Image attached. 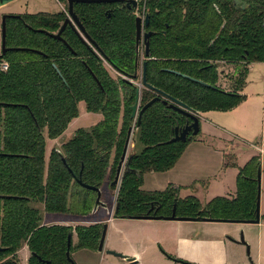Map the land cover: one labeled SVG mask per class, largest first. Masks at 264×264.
I'll return each instance as SVG.
<instances>
[{
    "label": "trees",
    "instance_id": "trees-1",
    "mask_svg": "<svg viewBox=\"0 0 264 264\" xmlns=\"http://www.w3.org/2000/svg\"><path fill=\"white\" fill-rule=\"evenodd\" d=\"M67 9L6 21L10 51L0 58V264H21L18 253L24 245L31 254L28 264H71L67 244L74 231L77 249L98 250L102 223L73 230L44 224V215L97 214L92 213L96 192L78 180L101 190L110 181L114 192L112 178L131 128L135 152L119 187L115 218L170 217L175 208L180 218L255 220L257 156L240 170L233 196L214 198L204 206L194 197L180 199L174 187L146 192L142 186L146 173L171 170L193 139L190 135L186 142L169 143L176 128L192 120L171 108L172 102L158 90L199 114L227 112L245 101L240 92L249 66L264 63V0H140L139 12L148 17L144 33H152L149 56L144 46L137 51L135 10L120 3H76L74 12L87 36L67 27L62 40L56 39L50 34L59 32ZM4 61L7 71L1 70ZM145 62L153 89H141L139 108L161 100L143 113L137 128L132 108ZM220 63L236 70L230 91L219 85ZM80 103L102 120L77 130L60 148H52L47 159L48 140L67 131ZM156 204L162 205L161 212L148 213Z\"/></svg>",
    "mask_w": 264,
    "mask_h": 264
},
{
    "label": "rangeland",
    "instance_id": "rangeland-1",
    "mask_svg": "<svg viewBox=\"0 0 264 264\" xmlns=\"http://www.w3.org/2000/svg\"><path fill=\"white\" fill-rule=\"evenodd\" d=\"M66 6H68L67 3H62L60 0H14L8 3L5 7H0V53L2 52L1 25L5 15H35L42 12L56 14L62 12L64 10L63 7ZM138 16L142 17L141 12L138 13ZM254 66V70L253 68L250 69L249 66V71L245 76V86L240 92L241 94L245 95L244 89L247 88L249 96L248 98L246 97L247 102L245 105L242 104L246 101V99L233 110L227 112L211 111L208 113H203L201 116L200 124L202 125V130L197 136H193V139L188 143L187 148L196 142H199V144L205 146L209 145L211 148L207 147L206 149H209V152H203L201 157L198 158V165H196L198 171L194 170L188 172H194L196 175H184L186 179H184L183 183H187V186H178L176 183L178 181L176 180L178 179V176L175 172H171L170 170L159 173H146L143 176L142 190L146 192H165L169 188L174 187L177 188L180 199L194 197L204 206L214 198L230 197L234 195L237 190V179L240 170L243 169L254 156L260 158L259 189L261 219L259 224L210 222L214 225L215 229L221 230L219 232L220 235L216 234L214 231H211L210 235L207 234L206 236L201 234L198 230L188 229V231H191L190 238L193 240L192 244L198 242L196 245L194 244V256L201 260H205L208 263H214V261H217L220 258L221 253L228 252V248L222 244L223 240L230 239L235 242V239L238 238L237 241L240 243L242 235L244 236L247 245L240 243V246L245 247V255L247 256L248 260H250V262L254 261V251L257 250L258 246L260 253L264 254V154L259 151V147L264 145V116L260 108V97L264 93V69L263 65L261 64H255ZM219 69L221 72L219 85L223 89L230 91L232 85L235 82L236 70L227 63H220ZM258 95L260 96L258 97ZM245 107L253 111V116L250 115L249 117H246L244 113ZM101 119L102 116L100 114L89 113L85 104L80 103L79 115L70 123L67 131L58 140H50L47 143L46 158L49 157L52 148H60L63 143L71 139L78 129H88L96 125L99 121H101ZM209 122L213 125L209 124ZM206 126L207 128H210V131L214 132V134L211 133L210 135L205 133L204 128H206ZM214 136H219L220 139ZM133 137L134 136L131 137L128 156L135 152V140H133ZM215 144H217V146ZM187 148L185 151H188ZM114 157L115 152L113 151L106 182L114 165ZM229 163H235V165H229ZM115 177L116 176H114L112 179L114 180ZM109 183L110 181L106 183L102 189L103 200L108 205V211L100 210L95 215L78 214L60 216L46 214L44 215L43 223L46 225L63 224L71 226L73 230H75V228L78 226L88 227L96 223L109 224L113 218L116 220L130 221L127 222L128 226L125 223L120 225L123 227H128V232L135 237L136 235L137 237H139L138 235H143V237L151 236L153 239L150 241L154 242L158 239V237L162 236L161 231L160 233H155L153 227L149 229L147 228V224L142 222L154 221L160 222L159 224L162 225V222H165L164 220L113 217L118 191L122 181L119 182L117 189L114 192L110 190ZM39 207L42 208V206ZM191 222L194 221H185L184 223L193 224ZM232 229H235L236 232ZM250 229L253 230V237L256 243V247L253 248L251 247V244L248 241L249 238L246 234V230ZM159 230H162V228H159ZM77 245L78 238L76 232L74 231L72 240L73 249L70 254L75 264H110V262H116L118 264V262L121 261L119 257L117 258L113 255L107 254L105 251L99 252L98 250H80L76 248ZM106 247L107 246L105 243V250ZM107 250L112 249L107 248ZM153 250L155 253H153ZM113 251L120 253L116 250ZM151 253L156 254V256L160 254L165 255V252L159 245H155V247L152 248ZM166 256L168 257V255ZM25 259L26 252L22 251L20 253L19 260L22 262ZM180 261L182 263L185 262L183 260ZM154 263L158 264V262Z\"/></svg>",
    "mask_w": 264,
    "mask_h": 264
},
{
    "label": "crops",
    "instance_id": "crops-1",
    "mask_svg": "<svg viewBox=\"0 0 264 264\" xmlns=\"http://www.w3.org/2000/svg\"><path fill=\"white\" fill-rule=\"evenodd\" d=\"M6 6V5H5ZM4 6V7H5ZM65 9V7H63ZM255 64H261L263 65L264 69V63H253L250 65V69L255 68ZM244 94L248 98L249 93L247 92V88L244 89ZM260 95H258L259 97ZM261 102H260V108L262 110L263 116H264V98L263 95L260 97ZM247 102L246 101L242 104L245 105ZM244 107V106H243ZM244 113L246 117H249L250 115L253 116V111L248 109L247 107L244 108ZM101 115V114H100ZM203 113L199 114V118L201 121V116ZM102 116V115H101ZM251 116V117H252ZM249 119V118H247ZM246 119V120H247ZM102 120V119H101ZM100 122V121H99ZM209 124L213 125L212 123L209 122ZM247 124V122H246ZM201 125V124H200ZM208 125V124H207ZM212 127V126H211ZM69 128V127H68ZM249 128V127H247ZM201 130H202V125H201ZM205 133L207 134H214V132H211L210 128H204ZM213 136V135H212ZM216 137V136H214ZM72 138V137H71ZM219 138L220 137H216ZM58 140V139H56ZM50 140H48L49 142ZM54 141V140H52ZM47 142V143H48ZM217 146V144H215ZM262 145V144H261ZM211 148V146L207 145H202L199 144V142H196L194 144H191L187 150L184 151L183 155L181 158L178 160L176 165L170 170L171 172H175L178 176V180L176 183L178 186H187V183H183L184 175L188 176L190 174H195L196 173H188L194 170L198 171V168L196 165H198V158L201 157V154L203 152H209V149L206 148ZM259 151H261L262 154H264V145L262 147H259ZM51 152V151H50ZM185 154V156H184ZM225 154V153H224ZM50 155V154H49ZM48 159V158H47ZM182 182V183H181ZM236 193V192H235ZM233 196V195H232ZM263 200V199H262ZM263 204V202H262ZM165 222H162L163 224L160 225V222H154V221H146L142 223L147 224V228H154L155 233H162V236L158 237V239L154 242H151L150 240L153 239L151 236H146L143 237V235H138L139 237H136L132 235L131 233L128 232V227H123L120 224H126L127 220H116L112 218V221L109 223V229H108V237H106L107 242L106 243V250L112 249L116 250L123 255L129 256L133 259H136L135 264H155L154 262H158V264H181L175 260H183L185 262H189L192 264H264V254L260 253L259 251V246L257 247V250L254 251L255 255L253 256L254 261L250 262L248 260L247 256L245 255V247L240 246V243H238V238L235 239V242L226 239L223 240V245L228 248L227 253H221L220 258L217 261H214V263H208L205 260H201L194 256V251H195V245L198 242L193 243L192 238H190V232L188 229H193V230H198L201 234H204L205 236L207 234L210 235L211 231L216 232V234L220 235L219 229H215L214 225L208 221H194L191 222L193 224L189 223H184L185 221H167L164 220ZM190 222V221H186ZM215 222V221H213ZM132 223V222H131ZM223 223H233V222H223ZM237 224V223H233ZM128 226V225H127ZM250 226V225H246ZM159 228H162V230H159ZM231 229V228H230ZM236 232L235 229H232ZM233 231V232H234ZM253 230H246V234L248 236V241L251 244V247H256V243L253 237ZM239 235V233H238ZM223 236V235H222ZM234 240V239H233ZM155 245L161 246L163 251L165 252V255L160 254L157 255L153 254L155 253L153 250V253H151L152 248L155 247ZM240 247V248H239ZM243 249H242V248ZM24 251L26 252V259L21 262V264H27L30 258V251L28 249L27 245H24L22 249L19 251L18 256H20V253ZM168 255V257L166 256ZM118 258V257H117ZM121 261L118 262V264H128L127 261H125L122 258H119ZM175 259V260H173ZM110 264H117L116 262H110Z\"/></svg>",
    "mask_w": 264,
    "mask_h": 264
},
{
    "label": "water",
    "instance_id": "water-1",
    "mask_svg": "<svg viewBox=\"0 0 264 264\" xmlns=\"http://www.w3.org/2000/svg\"><path fill=\"white\" fill-rule=\"evenodd\" d=\"M12 1H14V0H0V7L7 5L8 3L12 2ZM76 3H85V4H90V3H103V4L126 3L130 9L137 10V8H138L137 0H67L68 17L64 21L61 29L59 30V32L57 34H50L52 37L62 40V33L66 30L67 27H71L72 29H74L76 32H78V34L82 38H83V35L87 36L84 26L82 25L79 17L74 12V5ZM107 14H110V12H108ZM9 17H19V16H17V15H5L3 17V21H2V25H1L2 52L0 53V58L3 57L8 51H10V49H8L7 45H6V36H7V22L6 21ZM145 24H148V17H146L145 23L143 22L142 17L138 16L136 18V47H137V51L139 52L141 49V44H143L145 47V54H146V56H149V38L151 37L152 33L148 32L146 34H143V27ZM202 84H204V83H202ZM204 85H206V84H204ZM145 87L153 89V87L151 85H149L147 82V63L146 62L143 64L142 83L139 84L137 103L132 108V111H133L132 112V118L137 119V121H138L137 128H139V126L141 124V118H142L143 113L150 106H152L155 102L161 100V97H157V98L151 100L148 104H146L140 110V108H139V94H140L141 89L145 88ZM158 93L160 95L167 97L172 102L170 105L171 108H173L174 110L180 112L181 114L189 117L192 120L191 124H187L183 128H176L175 136H174V138H172L169 141V143H175L178 141L186 142L190 135L192 137L197 136L201 130L199 113L190 109L183 102H181L175 98H172V97L166 95L165 93H163L159 90H158ZM133 132H134L133 128H131L128 132V139L126 142V146H125L123 155H122L121 160H120V164L117 168L115 180L112 183L113 185L117 186L119 184V182L122 181L125 172L129 171L128 164H127L129 160L127 159V154H128V148H129V145L131 142V137L133 136ZM63 162L64 163L66 162L65 159H63ZM258 181H260V172H258ZM78 183L83 188L90 190V191H93V192H96V194H97V197H96V200H95V203L93 206V210H92L93 214L97 213L100 209H105V210L108 209L107 203H105L104 200L102 199V190L101 189L87 185V184H84L81 180H78ZM144 219L167 220V221H203V222L208 221V222H213L212 220L207 219V218H196V219L195 218H178V217H176L175 210L173 212V215L170 217L147 216V217H144ZM260 219H261V211H260V194H259L257 208H256V219L253 221L247 222V223L259 224ZM108 227H109L108 223L103 225V231H102V236L100 239L98 251L99 252L105 251L107 254L122 258L125 261H127L128 264H135L136 259H133V258L126 256V255H123L121 253H117L113 250H105V242H106ZM72 240H73V232H70L69 236H68V244H67V247H68L67 258L71 264H75L74 260L71 258V254H70V249L72 246ZM240 243L247 245L243 235L241 236ZM248 250H249V247H248ZM0 251H1V247H0ZM39 260L43 261V259L40 257H39ZM46 264H51V262L46 261Z\"/></svg>",
    "mask_w": 264,
    "mask_h": 264
},
{
    "label": "flooded vegetation",
    "instance_id": "flooded-vegetation-1",
    "mask_svg": "<svg viewBox=\"0 0 264 264\" xmlns=\"http://www.w3.org/2000/svg\"><path fill=\"white\" fill-rule=\"evenodd\" d=\"M137 2H138V8H137V10H135V9H130L128 6H127V4L126 3H120V4H122V5H124L125 7H127L128 9H130V10H135L137 13V17H138V13H139V8H140V0H137ZM65 10V9H64ZM67 15H68V9H67ZM140 17V16H139ZM142 19H143V22L145 23V20H146V16H144V15H142ZM145 26V25H144ZM143 34H146V33H144V27H143ZM141 46H144L143 44H141ZM141 50V49H140ZM95 114H97V113H95ZM80 129H82V128H80ZM79 130V129H78ZM76 133V132H75ZM75 133H74V135H75ZM73 135V136H74ZM72 136V137H73ZM130 146V145H129ZM129 149V148H128ZM130 156V155H129ZM129 156H128V154H127V159L129 160ZM128 164V163H127ZM100 210H105V209H100ZM99 210V211H100ZM115 210H116V206H115ZM115 210H114V212H115ZM161 210H162V205L161 204H156V205H152L151 206V208L149 209V211H148V213H150V214H153V213H160L161 212ZM174 210H176L175 208L173 209V212H174ZM98 211V212H99ZM107 211H108V209H107ZM175 214H176V211H175ZM172 215H173V213H172ZM151 216H155V215H151ZM113 217H114V213H113ZM157 217V216H156ZM163 217H169V216H163ZM176 217H178L177 215H176ZM178 218H180V217H178ZM129 219H131V218H129ZM142 219H144V218H142ZM146 220H150V219H146ZM106 224V223H105ZM55 225H62V226H67V225H63V224H55ZM104 225V224H103ZM173 260H175V259H173ZM175 261H177V262H179V263H181L179 260H175ZM181 264H183V263H181Z\"/></svg>",
    "mask_w": 264,
    "mask_h": 264
},
{
    "label": "built area",
    "instance_id": "built-area-1",
    "mask_svg": "<svg viewBox=\"0 0 264 264\" xmlns=\"http://www.w3.org/2000/svg\"><path fill=\"white\" fill-rule=\"evenodd\" d=\"M8 68H9V64H8L6 61H4V62L1 64V70H2V71H7ZM263 98H264V93H263Z\"/></svg>",
    "mask_w": 264,
    "mask_h": 264
}]
</instances>
